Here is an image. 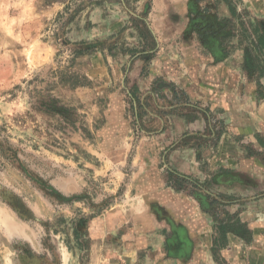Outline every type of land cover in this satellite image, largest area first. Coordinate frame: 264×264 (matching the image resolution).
<instances>
[{
  "label": "rangeland",
  "instance_id": "obj_1",
  "mask_svg": "<svg viewBox=\"0 0 264 264\" xmlns=\"http://www.w3.org/2000/svg\"><path fill=\"white\" fill-rule=\"evenodd\" d=\"M256 22L264 0H0V264H246L219 226L264 220Z\"/></svg>",
  "mask_w": 264,
  "mask_h": 264
},
{
  "label": "crops",
  "instance_id": "obj_2",
  "mask_svg": "<svg viewBox=\"0 0 264 264\" xmlns=\"http://www.w3.org/2000/svg\"><path fill=\"white\" fill-rule=\"evenodd\" d=\"M241 219L247 223L248 228L251 230V241L246 242L235 233L226 232V242L223 244L222 249L220 250L221 257L229 263H240V258L244 257L246 251V264H264V220L251 221L248 218L245 219L244 217H241ZM212 239H214L212 234L209 238H206V241L208 242L207 245L209 246L203 249V255L205 253L207 254L208 251L210 252V246L213 243ZM200 254L201 253L198 250L194 251L191 257L192 260L188 263L208 264L210 261L213 263L212 258H206L205 262L202 263L200 260ZM238 254L242 256L239 258ZM241 262H244V259H242Z\"/></svg>",
  "mask_w": 264,
  "mask_h": 264
},
{
  "label": "trees",
  "instance_id": "obj_3",
  "mask_svg": "<svg viewBox=\"0 0 264 264\" xmlns=\"http://www.w3.org/2000/svg\"><path fill=\"white\" fill-rule=\"evenodd\" d=\"M228 4V8L230 10V12L232 13V15L236 16V10L235 8L229 4ZM230 23V20H227ZM242 24V23H241ZM251 25V24H250ZM245 28V27H244ZM245 32L248 33V29L246 30L245 28ZM248 37L249 45L251 47H247L245 48L244 53H243V58L245 60V64L248 68H257L256 64L258 62L257 57L253 54V51H258V52H262L264 50V29L260 30L257 26V22H256V26L254 27L253 32L249 31L248 35L246 36V38ZM155 42H153L154 45ZM259 66V65H258ZM260 67V66H259ZM238 227L240 228V231L234 232L232 231V233H235L236 235H240V236H245V234H248V229L245 227L244 224H239ZM220 229V237L221 239L225 238L226 236V229H223L222 226H219ZM217 238L214 237L213 239V247H215L217 245ZM225 243V241L222 242V244L220 246H223V244Z\"/></svg>",
  "mask_w": 264,
  "mask_h": 264
}]
</instances>
